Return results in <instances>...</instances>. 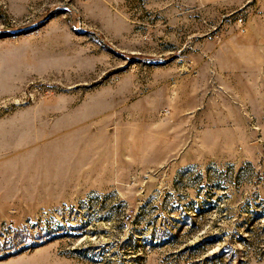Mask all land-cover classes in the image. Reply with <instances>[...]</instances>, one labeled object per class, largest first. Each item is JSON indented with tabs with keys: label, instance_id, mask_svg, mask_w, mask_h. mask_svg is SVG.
Instances as JSON below:
<instances>
[{
	"label": "rangeland",
	"instance_id": "obj_1",
	"mask_svg": "<svg viewBox=\"0 0 264 264\" xmlns=\"http://www.w3.org/2000/svg\"><path fill=\"white\" fill-rule=\"evenodd\" d=\"M0 264H264V0H0Z\"/></svg>",
	"mask_w": 264,
	"mask_h": 264
},
{
	"label": "built area",
	"instance_id": "obj_2",
	"mask_svg": "<svg viewBox=\"0 0 264 264\" xmlns=\"http://www.w3.org/2000/svg\"><path fill=\"white\" fill-rule=\"evenodd\" d=\"M239 24H240V31H241L242 33L246 32V25L243 24V19H240V20H239Z\"/></svg>",
	"mask_w": 264,
	"mask_h": 264
}]
</instances>
